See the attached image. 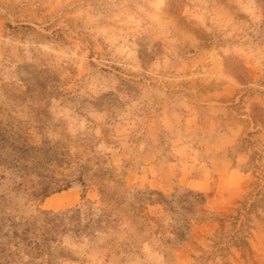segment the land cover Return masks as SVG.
Instances as JSON below:
<instances>
[{"label":"rangeland","instance_id":"1","mask_svg":"<svg viewBox=\"0 0 264 264\" xmlns=\"http://www.w3.org/2000/svg\"><path fill=\"white\" fill-rule=\"evenodd\" d=\"M0 264H264V0H0Z\"/></svg>","mask_w":264,"mask_h":264},{"label":"trees","instance_id":"2","mask_svg":"<svg viewBox=\"0 0 264 264\" xmlns=\"http://www.w3.org/2000/svg\"><path fill=\"white\" fill-rule=\"evenodd\" d=\"M64 186H65V187H68L69 185H68V183H67V184H65ZM44 196H45V194H44ZM49 224H50V226H48L47 229H48V230H51L50 228L52 227V223H49ZM43 232H44V233L41 234L42 236L48 234V232L46 231V229H43ZM14 234H15V236L17 235L16 232H14ZM29 234H36V233H34V231L31 232V226H30L29 224H24V225L21 227V235H20V236L17 235V237L20 238V239H22V240H24L26 237H28ZM25 240H26V239H25Z\"/></svg>","mask_w":264,"mask_h":264},{"label":"bare ground","instance_id":"3","mask_svg":"<svg viewBox=\"0 0 264 264\" xmlns=\"http://www.w3.org/2000/svg\"><path fill=\"white\" fill-rule=\"evenodd\" d=\"M56 202H58L57 204H63L65 201L63 199L59 198V199H56Z\"/></svg>","mask_w":264,"mask_h":264}]
</instances>
